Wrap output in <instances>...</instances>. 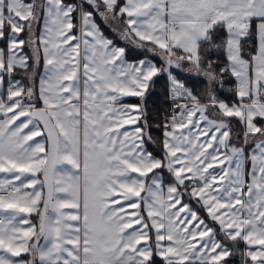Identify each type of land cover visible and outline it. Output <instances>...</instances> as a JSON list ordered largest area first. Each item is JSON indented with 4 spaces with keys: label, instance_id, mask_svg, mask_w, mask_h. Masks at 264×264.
I'll return each mask as SVG.
<instances>
[{
    "label": "snow or ice",
    "instance_id": "6c2138e0",
    "mask_svg": "<svg viewBox=\"0 0 264 264\" xmlns=\"http://www.w3.org/2000/svg\"><path fill=\"white\" fill-rule=\"evenodd\" d=\"M97 17L148 55L129 61ZM229 75L232 101L217 92ZM237 252L264 264V0H0V264Z\"/></svg>",
    "mask_w": 264,
    "mask_h": 264
},
{
    "label": "trees",
    "instance_id": "16d2710c",
    "mask_svg": "<svg viewBox=\"0 0 264 264\" xmlns=\"http://www.w3.org/2000/svg\"><path fill=\"white\" fill-rule=\"evenodd\" d=\"M97 22L101 24V27L105 33L106 36H108L110 39H112L118 46L125 47L127 51V58L128 59H135L143 55H148L146 52L138 49L135 45L126 43L125 41L121 40L120 37L116 34H114L112 31H110L109 28H106L105 25L101 22L100 18L97 17ZM254 44V41L247 40L245 41V50L247 51L249 47H251ZM25 52H28V49H25ZM214 55H220L221 59H223V56L221 53H214ZM153 58L155 63L161 67V65L164 63L163 60L159 56H150ZM18 72H21L19 74ZM14 77L16 78H22L25 74L22 71H18ZM181 79L187 80L189 85L195 86L196 88H202L204 86V82L201 81H193L191 78L187 76H181ZM26 82V81H25ZM166 76L160 75L155 80L154 86L149 90L148 94V110H149V120L150 123L153 125L152 129V136L154 140H158L160 137V131L156 129L155 125L157 121H159L162 118V113L168 108V103H166L167 97H166ZM235 86V80L230 75L228 77H225V83L223 85V88L217 89L218 95L221 99H225L227 101H232L235 99L234 93L230 91L231 88ZM138 100V98H135ZM149 149L154 152V154L160 155V149L158 145H149ZM167 180V174L165 176V181ZM186 202L188 198H185ZM201 215H204L203 212H201ZM236 258L233 257V259Z\"/></svg>",
    "mask_w": 264,
    "mask_h": 264
},
{
    "label": "crops",
    "instance_id": "0c3cea01",
    "mask_svg": "<svg viewBox=\"0 0 264 264\" xmlns=\"http://www.w3.org/2000/svg\"><path fill=\"white\" fill-rule=\"evenodd\" d=\"M117 45V44H116ZM118 46V45H117ZM121 47V46H120ZM145 55H143V56H140V57H138V58H135V59H128L129 61H132V60H138V59H140V58H142V57H144ZM149 58L150 59H153L152 57H150L149 56ZM155 62V61H154ZM158 66V65H157ZM164 66V63L161 65V67H163ZM43 72V62L41 61V64H40V68H39V73H42ZM39 73L37 74V77H36V86H37V88L39 87ZM234 78V77H233ZM234 80H235V78H234ZM122 99V103H125V104H127V103H138V100H136L134 97H127V98H121ZM38 106H42V105H38ZM233 126L234 127H238V125H236V122L235 121H233ZM126 127H128V126H126ZM157 155V154H156ZM247 167L250 169V167H251V164L250 163H248L247 164ZM165 183H167V180L165 181ZM186 198V197H185ZM185 202H186V200H185ZM33 219L35 220V217H33ZM243 247V245L241 244V248ZM235 257V256H234ZM229 264H241V257L239 256V254H238V252H237V254H236V258H232V259H230V261H229Z\"/></svg>",
    "mask_w": 264,
    "mask_h": 264
},
{
    "label": "rangeland",
    "instance_id": "374dc122",
    "mask_svg": "<svg viewBox=\"0 0 264 264\" xmlns=\"http://www.w3.org/2000/svg\"><path fill=\"white\" fill-rule=\"evenodd\" d=\"M102 22V21H101ZM103 23V22H102ZM106 28H108L107 26H105ZM121 39V38H120ZM122 40V39H121ZM19 74H21V72H18ZM14 79H22L21 77L20 78H16V77H14ZM26 83V82H25ZM4 87H5V89H6V87H7V78H5V85H4ZM168 107H169V105H168Z\"/></svg>",
    "mask_w": 264,
    "mask_h": 264
}]
</instances>
